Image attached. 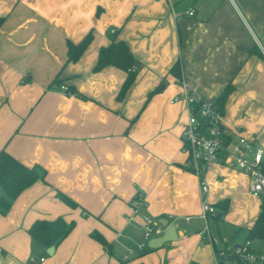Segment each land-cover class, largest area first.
<instances>
[{
  "label": "crops",
  "instance_id": "0c3cea01",
  "mask_svg": "<svg viewBox=\"0 0 264 264\" xmlns=\"http://www.w3.org/2000/svg\"><path fill=\"white\" fill-rule=\"evenodd\" d=\"M88 32L80 58L66 63V42ZM114 32L138 63L121 100L125 73L93 71ZM177 60L180 78L170 73ZM182 82L207 102L230 84L220 112L225 139L254 140L264 160V0H0V151L39 172L0 213V264H214L215 251L243 244L261 199L221 161L204 174L216 243L200 239L199 184L180 138ZM136 196L145 205L134 214ZM142 216L175 225L176 239L137 250ZM58 217L74 227L48 254L28 229ZM251 248L264 255V242ZM128 249L135 254L124 262Z\"/></svg>",
  "mask_w": 264,
  "mask_h": 264
},
{
  "label": "built area",
  "instance_id": "2783aa9c",
  "mask_svg": "<svg viewBox=\"0 0 264 264\" xmlns=\"http://www.w3.org/2000/svg\"><path fill=\"white\" fill-rule=\"evenodd\" d=\"M189 17L194 16L193 10L185 11ZM62 92L68 93L64 85H60ZM182 99L186 107V122L181 131L182 151L186 154L185 167L197 178L200 192V214L204 223L199 232L202 242L211 245L216 242L211 238L208 217L214 216L217 209L204 198L207 185L204 181L206 170L219 161L233 166L248 177V193L255 197L264 196V160L263 151L255 145L254 140L239 137L227 142L224 136L222 116L213 102L204 101L194 96L184 82H182ZM145 205L142 196H136L130 203L132 213H138V207ZM131 220V219H130ZM143 241L137 244V250L147 246V242L162 235L165 227L153 221L148 216H142ZM188 218H186V221ZM135 251L128 249L122 260L128 262ZM230 257L233 258L230 261ZM42 261V259H41ZM262 264L264 255L256 253L251 248V242L246 241L230 250L215 251L214 264ZM30 263H35L31 258Z\"/></svg>",
  "mask_w": 264,
  "mask_h": 264
},
{
  "label": "trees",
  "instance_id": "16d2710c",
  "mask_svg": "<svg viewBox=\"0 0 264 264\" xmlns=\"http://www.w3.org/2000/svg\"><path fill=\"white\" fill-rule=\"evenodd\" d=\"M91 39L92 34L91 32H88L77 43L67 41L66 63L77 61L86 47L89 45ZM106 67H114L125 73V78L117 94V99L121 100L135 81L138 63L130 53L128 46L122 40L117 39L116 32L110 35L109 44L101 47L98 50L93 71L97 72ZM170 73L177 78L181 77V65L179 60L175 61V63L172 65ZM231 91L232 87L229 84L222 90L220 95L213 102L220 112L222 110L224 100ZM72 92L73 90L68 89V93ZM153 93L154 91L149 92L147 98L149 99ZM38 178L39 172L36 166L27 167L13 158L7 152L1 150L0 189L2 194L0 195V213H5L10 206V201L16 198L24 189L36 182ZM55 196L68 207L74 208L77 206L74 201L58 190L55 191ZM260 199L261 203L258 214L252 226L246 231L244 242L249 241L252 243L254 240L264 242V196H261ZM216 206L222 209L224 212L227 209V202L219 203ZM73 227L74 222H66L60 217L53 220H36L30 225L28 229V235L34 242L38 243L44 248H49L51 246H57L60 244L62 240L70 233ZM91 236L105 249H110V245L100 234L95 233ZM232 260L233 258L230 257V261ZM235 264L240 263L236 262ZM262 264H264V262Z\"/></svg>",
  "mask_w": 264,
  "mask_h": 264
},
{
  "label": "water",
  "instance_id": "95a60500",
  "mask_svg": "<svg viewBox=\"0 0 264 264\" xmlns=\"http://www.w3.org/2000/svg\"><path fill=\"white\" fill-rule=\"evenodd\" d=\"M159 223L165 227L163 233L161 236L156 237V238H152L148 241L147 246L150 249H155L160 247L162 244L166 243V242H171L174 241L176 239V234H175V225H167V221L166 220H160ZM257 240H254V242H256ZM53 246L49 247L47 249V253H51L53 250Z\"/></svg>",
  "mask_w": 264,
  "mask_h": 264
},
{
  "label": "rangeland",
  "instance_id": "374dc122",
  "mask_svg": "<svg viewBox=\"0 0 264 264\" xmlns=\"http://www.w3.org/2000/svg\"><path fill=\"white\" fill-rule=\"evenodd\" d=\"M213 223H212V221H209V226L211 227V225H212ZM143 241V239H141V242Z\"/></svg>",
  "mask_w": 264,
  "mask_h": 264
}]
</instances>
